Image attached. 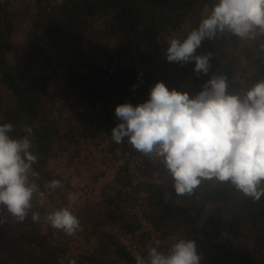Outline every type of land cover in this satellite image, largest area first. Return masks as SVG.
<instances>
[{
    "label": "trees",
    "instance_id": "1",
    "mask_svg": "<svg viewBox=\"0 0 264 264\" xmlns=\"http://www.w3.org/2000/svg\"><path fill=\"white\" fill-rule=\"evenodd\" d=\"M216 2L217 0H63L61 5L57 0H34V6L43 10V18L47 20L34 21L35 29H40L44 35L36 36L34 34L29 39L30 49L27 53L26 67L30 69V72L37 65V60L41 58L37 69L42 70L39 73L40 79L30 73L31 81V79L27 80V73L20 72L14 76L10 72L9 66L2 60L6 47L4 39L12 32L14 24L11 16L2 12L0 0V80L16 98L14 108L0 110V125L11 123L14 129L10 133L12 137L25 136L24 132L14 128L19 121L20 116L17 114L19 111L23 114L29 127L32 126L34 138L32 151L38 157L33 169L39 173L37 180L39 183L48 178V170L45 169V166L50 150L57 146L59 148L63 141H67L71 137L69 134L59 133V130L53 123L51 124L44 112V105L51 97L64 96L68 89L52 92L48 99L42 101L41 93L49 94L48 87L43 85L36 89L32 83L36 81L46 85L50 84L46 73L52 62L48 51L50 48L44 49L45 45L50 43L60 45L61 43L66 48L64 53L67 63L64 71L68 74L70 81L80 83V71L83 66L76 63L79 56L75 52V47L89 43L87 33L93 28L96 8L102 4L111 7L113 12L110 22L113 21L116 24L121 34L113 48L120 58V61L115 63L116 67L113 71L115 73L114 88L111 90L112 94L111 92L107 93L108 90L101 87L91 90V92L94 94L93 97L97 98L102 97L101 95L104 93L119 97L121 98L119 105L129 103L137 96L145 97L148 100L150 89L155 83L150 82L143 90H140L139 83L141 82L136 80L139 77L137 75L138 66L136 64L129 65V62L132 61L131 52L142 54V49L138 48L137 43H134L139 30H144L147 36L156 34V30L163 27L164 23L173 15L174 22L171 24L173 28H186L188 35L198 26L204 5L207 4L211 8ZM142 17L145 18L144 21H142ZM186 20H189V24L184 26ZM259 39L264 42V35H260ZM244 41L246 39L243 40L227 31L218 34L217 38L213 40H205L197 49V55L212 53L211 68L208 74L195 73L193 70L195 61L183 64L175 62L177 71L187 77L186 81L189 82V87L187 90L181 83L174 84L173 87L169 83L167 87L169 90L187 92L191 98L203 89L212 75L223 74L227 77L228 92L243 95L253 84L264 79V62L255 56L253 50L243 45L246 43ZM227 48H231L230 54L221 60V56L225 54ZM261 53H264V50H261ZM247 62L249 65L245 66ZM120 74L126 81H129L127 84L115 80L116 77L119 78ZM91 80H99V78L92 75L84 84V88L89 87ZM51 82L53 83L54 80ZM119 123L121 121L116 117L115 110L107 115V129L110 137L112 129ZM112 142L115 146L128 149L133 153L139 152L128 143L127 138L120 144L113 140ZM162 169L165 171L162 185L149 187L151 191V201L148 206L149 217L164 233L179 229L181 225L185 227L186 224L192 222L196 232L189 233L188 239L196 242L197 252L201 256L200 264H206L208 258L211 264L230 262L233 258L230 256L231 243L226 242L225 239L228 241L230 237L236 238L244 243L253 236V229H255V233L264 232V196L259 201H253L228 182L204 180L193 195L181 196L183 204L178 206L174 202L173 196H169L170 190L171 192L174 190L172 189V177L164 165ZM40 211L39 206H33L25 221L20 223L11 217L5 208H0V219H6L5 223L0 224V264H54L52 250L41 232L39 222L32 221V213H40ZM32 243L34 247L30 246ZM112 247L124 264L132 262L133 259L115 239L111 238L105 245L98 248L91 264H107L106 257ZM34 249H37V252ZM162 251L166 252L167 249ZM249 254L250 252H246L244 246L239 247L234 254L236 264H250ZM106 259L107 261L104 262Z\"/></svg>",
    "mask_w": 264,
    "mask_h": 264
},
{
    "label": "clouds",
    "instance_id": "2",
    "mask_svg": "<svg viewBox=\"0 0 264 264\" xmlns=\"http://www.w3.org/2000/svg\"><path fill=\"white\" fill-rule=\"evenodd\" d=\"M201 17L184 39L172 38L165 51L169 62L195 61L197 74L207 75L211 68V52L197 55L205 40L225 31L241 39L264 35V0H217L211 8L204 5ZM115 115L121 123L112 129V140L120 144L127 138L135 150L158 158L172 177L177 196L193 195L204 180L228 182L253 201L264 196V79L240 95L228 92L225 75L214 74L191 98L157 82L146 102L117 105ZM13 130L11 123L0 125V208L22 223L34 195L43 193L35 182L39 173L33 169L38 160L29 138L33 130L25 126L27 135L20 138L10 135ZM45 187L54 191L62 182L53 179ZM66 199L68 206L53 209L45 219L71 237L81 229L71 207L78 196L69 192ZM39 220L40 214L33 212L32 221ZM5 222L0 219V224ZM160 245L156 240L146 258H135L136 264H200L194 240L179 238L166 252Z\"/></svg>",
    "mask_w": 264,
    "mask_h": 264
},
{
    "label": "built area",
    "instance_id": "3",
    "mask_svg": "<svg viewBox=\"0 0 264 264\" xmlns=\"http://www.w3.org/2000/svg\"><path fill=\"white\" fill-rule=\"evenodd\" d=\"M120 100L113 95L91 97L69 88L64 96L55 95L44 105L48 120L59 133L71 136L60 144L47 168L48 178L35 181L43 195H34L32 201L41 209L40 229L54 264H91L98 248L111 238L133 259L130 264H136L135 258H146L148 247L156 240L164 250L179 239L177 231L164 233L148 214L149 187L164 182L163 163L115 146L111 140L107 115ZM53 179L61 180L62 187L47 189L45 185ZM69 192L78 196L71 207L81 223L71 237L51 228L45 219L53 209L69 205Z\"/></svg>",
    "mask_w": 264,
    "mask_h": 264
},
{
    "label": "rangeland",
    "instance_id": "4",
    "mask_svg": "<svg viewBox=\"0 0 264 264\" xmlns=\"http://www.w3.org/2000/svg\"><path fill=\"white\" fill-rule=\"evenodd\" d=\"M1 2L3 8L2 12L9 14V17L11 16L14 24V29L10 35L4 39L6 47L2 55L3 62L9 66V70L14 76L18 75L20 72L24 74L27 73V80L31 79L32 81L30 74L32 73L40 79L39 73L42 70H38L37 68L40 64L41 58L37 60V65H35L30 72V69L26 67V62L28 61L27 53L30 49V37L32 38L34 34L36 36L44 35L43 31L40 29L37 30L34 27V21L39 19H44V21L47 20L43 18V10L34 6V0H1ZM112 12L113 9L109 6L102 4L97 7L93 28L87 33L89 36V43L75 47V52L79 56V60H76V63L83 66L82 71H80V83H73L70 81L68 74L64 71L67 63L64 53L66 48L61 43L60 45H53L52 43L45 45L44 49L50 48L48 51L51 55L52 62L50 69L46 73L47 80L50 81V84L46 85L45 83L43 84V82H32L36 89H39L43 85H45L46 88L48 87L47 89L49 94L41 93L40 97L42 101L46 98L48 99L50 97V93L52 94V92L66 91L69 88L82 90L87 95L92 97L94 94L91 90H97L99 87L108 90L106 91L107 93L111 92L114 88L113 77L115 76V73L113 71L116 67L115 63L120 61L119 55L115 53L113 48L119 41V37L121 35L120 29L116 26V24L113 23V21H111L112 23L110 22ZM144 20L145 18H143L142 21ZM172 22H174L173 15H171L169 20L164 23L163 27L156 30V34L147 36L145 35L144 30H139V33L135 36L134 43H137L138 48L142 49V54L131 52L130 56H132V61L129 62V65L136 64V66H138L137 75L139 77L136 78V80L141 82L139 83L141 86L140 90H143V88H145L150 82H163L164 84L167 82L166 87L169 83L172 87L174 84L181 83L185 89L189 87V82L186 81L187 77L183 76V73L181 74L180 71H177L175 62L167 61L165 56L168 43L172 38H179L182 40L187 36L186 28H173L171 25ZM188 24L189 20H186L184 26H187ZM141 26H143V24H141ZM259 36L260 35H257L255 39H246V41H244L246 43L243 45H246V48L253 50L255 56L264 62V53H261V50H264V42L259 39ZM230 50L231 48L225 49V54L221 56V60L225 59V57L227 58V55L230 54ZM248 65L249 63L247 62L245 66ZM92 75L97 76L99 80H91L89 87H87V89L84 88V84ZM61 76L65 78H62ZM118 76L119 78H115L116 81H122L123 84H127L129 82L124 79L123 75L120 74ZM51 80H54V82L52 83ZM101 96L108 97L111 95L104 93ZM146 100L147 98L145 97L137 96L129 103L136 106L146 102ZM15 102L16 98L0 80V110L3 111L10 107L14 108V105L16 104ZM17 114H19L20 117L14 128H17L18 131H22L25 135H27L24 129L25 126L29 127V125L21 112L18 111ZM8 122L10 121L8 120ZM29 138L31 140L34 139L33 136ZM57 148L54 147L50 150L45 169L50 167L55 157ZM169 196H173V200L178 206L183 204L181 202V196H177L174 190L172 192L170 190ZM190 224H188L189 226L187 224L185 225L187 228L186 230L184 229L185 227H182L181 225L179 229L172 231H177L179 238L184 237L185 239H188L190 235L189 233L196 232V228L193 223L191 222ZM255 227L256 226L254 225V228ZM252 233L253 236L244 243H241V240H236V238L233 239L230 237L228 241L225 239L226 242L231 243L230 248H232V251L230 256L233 257L230 262L227 261L225 264H236V257L234 255L235 251L238 250L239 247L243 246L245 247L246 252H250L248 256L251 260L250 264H264V253H262V251H264V232L255 233V229H253ZM106 258L108 261L106 259L104 262L107 261V264H124V261L121 260L115 253V249L113 247L109 250V254ZM206 264H211L209 258Z\"/></svg>",
    "mask_w": 264,
    "mask_h": 264
}]
</instances>
